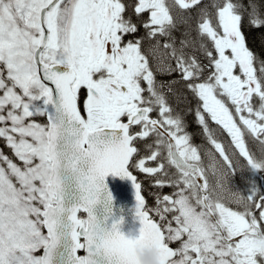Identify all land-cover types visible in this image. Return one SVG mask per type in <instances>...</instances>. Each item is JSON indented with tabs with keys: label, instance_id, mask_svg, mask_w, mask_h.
Masks as SVG:
<instances>
[{
	"label": "snow or ice",
	"instance_id": "6c2138e0",
	"mask_svg": "<svg viewBox=\"0 0 264 264\" xmlns=\"http://www.w3.org/2000/svg\"><path fill=\"white\" fill-rule=\"evenodd\" d=\"M0 139V264H264V0H0Z\"/></svg>",
	"mask_w": 264,
	"mask_h": 264
},
{
	"label": "water",
	"instance_id": "95a60500",
	"mask_svg": "<svg viewBox=\"0 0 264 264\" xmlns=\"http://www.w3.org/2000/svg\"><path fill=\"white\" fill-rule=\"evenodd\" d=\"M104 184L111 200L105 202V193L102 189L97 204L94 206L95 214L98 217L106 216L108 224L119 218V230L125 235H136L140 225L139 220L135 217V195L131 182L126 177L108 173L104 177ZM64 243L66 244L67 241Z\"/></svg>",
	"mask_w": 264,
	"mask_h": 264
},
{
	"label": "clouds",
	"instance_id": "9594fccd",
	"mask_svg": "<svg viewBox=\"0 0 264 264\" xmlns=\"http://www.w3.org/2000/svg\"><path fill=\"white\" fill-rule=\"evenodd\" d=\"M70 170L74 176L78 175L75 168H70ZM255 246L258 251L264 250V236L256 238ZM132 255L135 264H160V252L155 243L136 242L132 247Z\"/></svg>",
	"mask_w": 264,
	"mask_h": 264
},
{
	"label": "flooded vegetation",
	"instance_id": "af4514ba",
	"mask_svg": "<svg viewBox=\"0 0 264 264\" xmlns=\"http://www.w3.org/2000/svg\"><path fill=\"white\" fill-rule=\"evenodd\" d=\"M189 116L191 120L188 122V131L193 134V141L199 143L200 142V136L195 133V130H198L199 126L195 123L193 115H188L187 119H189ZM141 175V174H138ZM142 183V188L144 189V194H146L147 202L148 205L150 204L151 206L154 204V196L151 195L150 193L153 191L152 186L149 184V182L144 179L143 181L141 180ZM163 191H168L167 188H165Z\"/></svg>",
	"mask_w": 264,
	"mask_h": 264
},
{
	"label": "trees",
	"instance_id": "16d2710c",
	"mask_svg": "<svg viewBox=\"0 0 264 264\" xmlns=\"http://www.w3.org/2000/svg\"><path fill=\"white\" fill-rule=\"evenodd\" d=\"M252 41L251 39H249V44L251 45ZM191 120L190 116H189V119H187V121L189 122ZM198 130H195V133H197ZM0 145H3V141L0 139ZM4 151L9 154V151H7L6 149H4Z\"/></svg>",
	"mask_w": 264,
	"mask_h": 264
},
{
	"label": "rangeland",
	"instance_id": "374dc122",
	"mask_svg": "<svg viewBox=\"0 0 264 264\" xmlns=\"http://www.w3.org/2000/svg\"><path fill=\"white\" fill-rule=\"evenodd\" d=\"M0 152H3L1 149H0ZM4 153V152H3ZM5 154V153H4Z\"/></svg>",
	"mask_w": 264,
	"mask_h": 264
}]
</instances>
